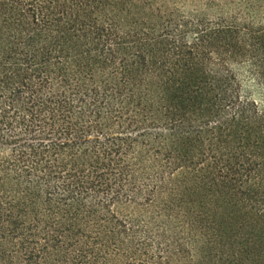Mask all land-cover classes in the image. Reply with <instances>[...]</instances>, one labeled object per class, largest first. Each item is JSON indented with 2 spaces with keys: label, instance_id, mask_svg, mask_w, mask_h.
Returning <instances> with one entry per match:
<instances>
[{
  "label": "trees",
  "instance_id": "1",
  "mask_svg": "<svg viewBox=\"0 0 264 264\" xmlns=\"http://www.w3.org/2000/svg\"><path fill=\"white\" fill-rule=\"evenodd\" d=\"M0 264H264V0H0Z\"/></svg>",
  "mask_w": 264,
  "mask_h": 264
}]
</instances>
